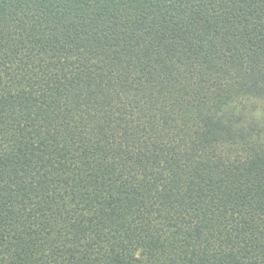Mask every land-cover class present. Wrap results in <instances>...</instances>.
Instances as JSON below:
<instances>
[{"label":"trees","instance_id":"16d2710c","mask_svg":"<svg viewBox=\"0 0 264 264\" xmlns=\"http://www.w3.org/2000/svg\"><path fill=\"white\" fill-rule=\"evenodd\" d=\"M0 264H264V0H0Z\"/></svg>","mask_w":264,"mask_h":264}]
</instances>
